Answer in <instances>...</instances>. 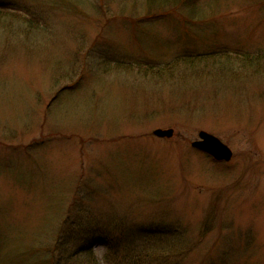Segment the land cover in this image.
<instances>
[{
  "label": "rangeland",
  "instance_id": "374dc122",
  "mask_svg": "<svg viewBox=\"0 0 264 264\" xmlns=\"http://www.w3.org/2000/svg\"><path fill=\"white\" fill-rule=\"evenodd\" d=\"M0 264H264V0H0Z\"/></svg>",
  "mask_w": 264,
  "mask_h": 264
},
{
  "label": "water",
  "instance_id": "95a60500",
  "mask_svg": "<svg viewBox=\"0 0 264 264\" xmlns=\"http://www.w3.org/2000/svg\"><path fill=\"white\" fill-rule=\"evenodd\" d=\"M173 133H174L173 129H169V130L158 129L154 132V134L159 137H171L173 136ZM200 136L203 139V141L195 142L193 144L195 147L211 153L218 160L231 159L232 152L218 138H215L214 136L209 135L205 132H201Z\"/></svg>",
  "mask_w": 264,
  "mask_h": 264
},
{
  "label": "trees",
  "instance_id": "16d2710c",
  "mask_svg": "<svg viewBox=\"0 0 264 264\" xmlns=\"http://www.w3.org/2000/svg\"><path fill=\"white\" fill-rule=\"evenodd\" d=\"M148 18H151V17H148ZM192 60H190V62H191ZM198 61H201V60H198Z\"/></svg>",
  "mask_w": 264,
  "mask_h": 264
}]
</instances>
